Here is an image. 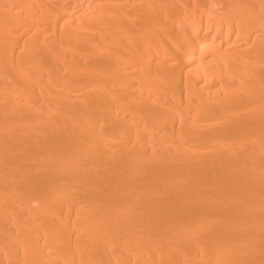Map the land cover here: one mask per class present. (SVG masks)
Listing matches in <instances>:
<instances>
[{"label": "bare ground", "instance_id": "1", "mask_svg": "<svg viewBox=\"0 0 264 264\" xmlns=\"http://www.w3.org/2000/svg\"><path fill=\"white\" fill-rule=\"evenodd\" d=\"M0 264H264V0H0Z\"/></svg>", "mask_w": 264, "mask_h": 264}]
</instances>
